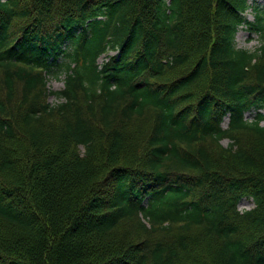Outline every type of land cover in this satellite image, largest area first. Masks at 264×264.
<instances>
[{
  "label": "trees",
  "instance_id": "1",
  "mask_svg": "<svg viewBox=\"0 0 264 264\" xmlns=\"http://www.w3.org/2000/svg\"><path fill=\"white\" fill-rule=\"evenodd\" d=\"M248 7L0 0V264H264V9Z\"/></svg>",
  "mask_w": 264,
  "mask_h": 264
},
{
  "label": "rangeland",
  "instance_id": "2",
  "mask_svg": "<svg viewBox=\"0 0 264 264\" xmlns=\"http://www.w3.org/2000/svg\"><path fill=\"white\" fill-rule=\"evenodd\" d=\"M249 8L245 12L244 16L246 17L247 20L249 21H254L256 19V13L257 11L255 10V6H258L260 9L264 8V0H249ZM236 43L237 47L239 48H244L248 49L250 51H254L259 45H260V40L259 37L257 36L256 33H254L251 29H249L248 25L244 24L240 26L237 35H236ZM110 54H114V52H110ZM107 60V55H102L99 58V63H102ZM64 78L65 74L61 73L58 78L55 76H52L48 80V86L49 89L51 90H59L62 89L64 86ZM49 101L51 103L57 101L56 97L51 95L49 97ZM264 111V110H263ZM254 111H249L247 112V118L248 119H253L254 117ZM264 124V121H263ZM227 125V118L224 121V126ZM222 145L224 147H228L229 145V140L225 139L222 141ZM255 206V203L252 199L244 198L242 201L239 203L238 207L240 210H246L253 208Z\"/></svg>",
  "mask_w": 264,
  "mask_h": 264
}]
</instances>
